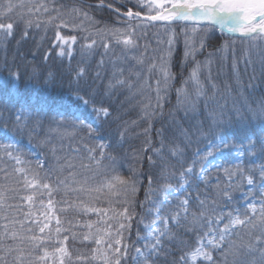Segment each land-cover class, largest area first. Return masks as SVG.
I'll use <instances>...</instances> for the list:
<instances>
[{"label":"snow or ice","instance_id":"obj_1","mask_svg":"<svg viewBox=\"0 0 264 264\" xmlns=\"http://www.w3.org/2000/svg\"><path fill=\"white\" fill-rule=\"evenodd\" d=\"M136 4L146 11L142 13L129 8L120 13L115 9L118 18L114 26L101 28L95 26L98 22L82 8L72 7L65 14L61 11L62 6L55 7L50 0H0V34L5 38L12 37L14 30L21 28L22 36L27 37L28 30L33 27L39 29L42 25H53L57 29L55 39L60 42L59 56H71L72 45L77 42L76 35H61V28L87 33L83 37L86 43L82 45L85 53H91L97 45L103 47L105 55L113 46L120 47L121 56L112 61L113 78L103 92L88 85L87 81L81 84L86 76L85 67L74 70L76 87L69 93L70 103L77 107L81 103L91 105L97 120L108 118L112 111L110 104L105 106V99L111 98L112 90L125 88L129 94L127 100L141 97L138 102L141 118L149 123L146 134L153 118L163 114L164 102L176 80L171 72V57L175 45L182 40L185 63L190 58L193 67L188 77L181 80L180 87L175 88L176 108L187 112L195 109L201 101L206 108L211 104L220 108L219 113L210 110L213 124L207 129H198L201 136L214 135L216 128L231 125V117L223 118L225 105H221L219 99L224 97L219 95L218 99L220 88L214 82L212 66L217 60L221 64L227 63L231 54L235 71L239 62L235 44L239 39L247 45L240 59L250 65L256 56L264 70V0H136ZM4 20L8 22H2ZM157 22H163L161 26L167 36L166 40L157 38L158 45H167L158 58L159 63L155 56L146 57V44L144 53L131 57L141 70L130 72L125 78L124 69L115 67L117 60L127 59L128 52L138 50L141 30ZM177 23H181L179 31L173 27ZM216 29L228 34L231 42H212L208 34ZM208 47L214 50L207 52L203 61L197 60V55ZM146 60L150 62L146 63ZM99 64H104L103 58ZM205 71L207 85L201 78ZM32 75H37L35 67ZM21 76L18 69L9 70L8 75L0 80L2 109L8 113L7 120L0 123V132L7 139L10 133L28 130L31 134L43 130L47 124V134L41 143L51 145L55 164L45 169L44 163L37 161L33 168L14 143H0V264H129V261L132 264H155L162 253L165 259L172 257L168 264H197V261L203 264H264V164L258 167L242 164L218 166L223 179L217 177L211 194L206 193L203 198L197 194L195 206L185 196L172 209H156L151 224H145L146 228H151L149 242L142 248L135 247L127 242L126 235L130 233L131 222L136 216L135 196L140 182L135 178V170L132 176L121 175L115 168L116 158L107 152L109 145L88 146L84 143L96 129L67 108L53 115L51 106L45 110L46 102L39 100L35 104L25 102L16 107L19 102L13 96V88ZM96 76L99 77L100 73L97 72ZM54 79V73L49 71L44 82L47 84ZM225 88L230 90L231 86L225 83ZM246 111L245 116L236 109L235 115L264 128V99L247 104ZM126 131V128L121 131V139ZM53 134L61 141L79 137L78 142L86 154L82 155L79 147L72 148L74 155L58 154L63 145L58 149L52 144ZM158 135L159 147H152L149 138L140 149L141 152L151 149L153 155L162 161L160 175L164 183L153 190V179L148 176L146 200L157 194L167 196L176 191L172 179L179 187L198 185L199 182L207 185L209 177L203 174V169L199 176L189 178V174L194 173L197 163L210 156L213 149L230 147L222 137L220 145H212L208 152L184 166L183 144L175 137L166 144L162 130ZM182 135L188 138L189 134L182 130ZM248 138L247 151L255 156L259 146L260 154L264 155V139ZM165 150L169 157L176 158L181 164L178 173L175 165L165 158ZM138 159L142 163L143 157L138 156ZM147 159L150 164L156 163L152 156ZM9 160L16 165L11 170L6 163ZM245 185L248 191L242 207H232L226 212L218 210L221 202L229 204L233 192ZM69 212L74 214L72 218L67 216ZM80 215H94L96 219L81 222L76 219ZM77 228L86 231L77 232ZM192 234L194 245L188 239ZM70 238L73 242L91 243L90 253L76 250L73 255L67 246ZM137 239H141L139 232ZM165 240L172 248H165ZM130 248L134 249V255H129Z\"/></svg>","mask_w":264,"mask_h":264},{"label":"trees","instance_id":"obj_2","mask_svg":"<svg viewBox=\"0 0 264 264\" xmlns=\"http://www.w3.org/2000/svg\"><path fill=\"white\" fill-rule=\"evenodd\" d=\"M83 1L101 3V0ZM50 2L55 7L62 6L61 11L65 14H67L68 10L72 7L82 8L98 22L95 25L96 27H112L118 18V15L115 13L109 12L104 8L86 5L80 0H50ZM103 3L111 4L120 9L122 7V4L116 2V0H103ZM51 14L54 15L55 13L53 12ZM2 22L6 23L8 21L4 20ZM180 26L181 23L173 25L177 31H179ZM56 31L57 29L53 25H42L39 29L33 27L28 30L27 37L22 36L21 28H16L12 37L5 38L2 34H0V38H2L0 40V76L8 74L9 70L15 71L18 69L22 73L19 81L22 85L29 86L32 84H44V77L49 71H51L54 73L55 79L47 83V86H52L53 90L56 93L58 92V96H63L64 93L69 94L76 87L74 70L83 66L86 68V76L84 80L81 81V84H84V82L87 81L88 85L103 92L109 80L112 79L109 70L99 69V56L103 47L97 45L94 51L91 53H85L82 51V45L86 42L83 37L87 35V33L82 31H73L70 28H61L59 29L61 35H76L77 42L74 49L75 52L71 56L69 62L67 60L57 59L56 50L51 49L54 46ZM210 34L212 36H209V38L214 43H223L225 41H228L229 43L231 42L230 37L226 34H223V36L226 37L224 40L219 39L213 31ZM245 44V42H241L239 39L236 40V56L239 62L235 71L232 67L231 55L229 56L227 63L221 64L220 61L217 60L212 66V76L214 82L217 83L220 88L218 99L219 95H223L224 97V99H219V103L221 105H225L223 109V118L224 120H227L231 117L233 122L239 119V117L235 115L236 109H239L240 113L246 116L247 104H252L253 102L258 103L261 99H264V70L261 68L258 57L253 56V63L250 65H246L244 61L240 59L244 52L241 47L246 46ZM113 48H116V46H113ZM153 48L156 50L155 47ZM213 50L214 49L211 47L207 48V51L201 53L202 55L196 59L203 61L207 56V52ZM154 52L156 53L157 51ZM115 54H117V51L114 52V55ZM46 55L47 59H45ZM121 66V68L124 69L125 78L129 76L130 72L141 70L140 66L137 65L136 62H125V64L122 63ZM33 67L37 69L36 76L32 75ZM192 67L193 62L191 59L186 65H183V42L181 40V42L176 45L175 51L171 57V72L175 75L176 80L173 82L172 88L169 90L167 99L164 102L163 114L153 118L152 126L147 134L145 133V129L149 128V123L141 118L140 103H138L141 100V97L137 96L132 100H127L126 97L129 95L127 89L116 88L112 90L111 98L105 99V106H108L109 104L111 105L112 115L108 118L100 120L99 127L94 134L103 139L106 144L109 145L107 152L116 158L115 168L121 175L125 177L132 176L133 170H135V178L140 182L138 184L139 192L135 196L136 214L139 212L142 197L149 185L147 179L148 176H151L153 179L152 185L157 186L164 183L160 175L162 161L153 155L151 149L147 152L140 151V149L144 147L145 141L149 138H151L152 147H159L160 136L158 135V132L161 130L166 144L173 137L176 138L177 142H181L183 144L185 150L184 166H187V163L193 159L196 152L204 149L209 143L222 134L225 135V138L229 139L228 142L231 145H233V143L236 144V142H242L243 139L248 141V137H251L254 140H260V138L264 137V131L259 123L249 124L247 120H243V122H245L248 127H241V130H234L235 126L226 129L228 126L225 124L221 128H216L214 135L201 136L198 129H207L209 125L213 124L212 118L209 115L210 110H214L219 113L220 108H218L216 104H211L209 108H206L203 101L199 103L194 111L188 110L185 112L182 109L178 110L176 108L175 88L180 87L181 80L188 77ZM97 72H100L99 77L96 76ZM237 76L239 78V84H237ZM206 77L207 72L205 71L201 78L207 85ZM225 83L231 86L230 90L225 88ZM209 94H211L210 88ZM52 113L55 115L56 111H52ZM133 121H136V123L133 124ZM213 127H215V125H213ZM125 128L127 131L125 132L123 139H121L120 133L121 131H124ZM182 130H186L188 132V138H185L182 135ZM245 132H247V136L245 135ZM46 134L47 124L43 130H36L31 132V134L28 130H25L21 133V136H25V143L23 142L21 145V150L24 149L23 147L25 144L29 146L31 144L33 147H30L33 148L37 154H39V158H34L31 156L32 154L26 152L24 149L25 160L30 162L33 168H35L37 161H42L45 165V169L55 164L52 152L50 151L51 145L41 143V141L45 139ZM81 135L86 136V133H81ZM51 139L52 144L56 145L58 149H60L61 144L63 145V150L58 152L60 155H74L72 152L73 147H79L80 151L84 150L83 145L78 142L79 137L75 140L64 139L61 141L55 136V134H53ZM94 139V136L91 138L86 137L84 143L87 145L91 144L94 142ZM256 150L260 153L259 146H257ZM138 156L143 157L142 163L140 159H138ZM148 156L153 157V160L156 162L154 165L149 163L147 159ZM165 158L170 164L175 165V171L177 173L181 170V164L176 158L169 157L167 150H165ZM259 161L261 164H264V155L260 154ZM105 163L109 162L105 161ZM7 165L9 170L13 168L12 163L8 162ZM226 167L228 166L226 165ZM210 174L209 183L207 185L201 183L198 187H196L197 193L194 194L195 196L191 201L193 206H195L197 194H199L201 198H203L206 193L211 194L217 177L219 176L220 179H223V173L218 172V169L212 170ZM237 191L239 190L233 192L234 199L237 197ZM230 207L231 204L226 205L224 207L225 211H228ZM73 215L74 214L71 212L67 213L69 218H72ZM89 217L90 216L86 217L80 215L79 217H76V219L83 222L85 220H89ZM75 230L77 232L86 231V229L80 228ZM188 239L191 245L195 244L194 234L189 235ZM164 244L166 249L172 248V245H170L167 240L164 241ZM67 246L73 251V255H75L76 250L89 254L93 245L89 242H73L70 238L67 242ZM171 259L172 257L165 259L164 254L162 253L160 258L155 260V264H168Z\"/></svg>","mask_w":264,"mask_h":264},{"label":"rangeland","instance_id":"obj_3","mask_svg":"<svg viewBox=\"0 0 264 264\" xmlns=\"http://www.w3.org/2000/svg\"><path fill=\"white\" fill-rule=\"evenodd\" d=\"M116 2H119L120 4L131 8L133 11L137 10V11H141L142 13L144 11H146L145 9H142V8L137 6L136 0H116ZM111 6L116 8L113 5H111ZM116 9L122 10L120 8H116ZM161 25L162 24H153L150 27L142 29L141 34H140V38L138 40V43L140 46L139 49L128 52V58L127 59L117 60L115 67L121 68L122 63L125 64V62H128V63L135 62V60L131 59V57L132 56H139L141 53H143V51L145 52L144 46L146 44L148 45L147 52L145 53L146 57L151 58L152 55H154V56L156 55L155 57H157V59H158V57L162 54L163 50L166 49V47H167L166 44H159V45L157 44V38H159L161 40L167 39V36L165 35L164 29ZM213 32L221 40H224L226 38L223 36V34H226V33H221L218 29H216ZM143 33H146V34H143ZM210 33L211 32H209L208 35L212 36ZM1 39L2 38H0V40ZM59 44H60V42L56 41V39H55L54 40V46L51 49L56 50V58L57 59H63V60H67L69 62L71 59V56L75 52L74 49H75L76 44L72 45L71 56H68V55L59 56L57 54L59 52V47H58ZM153 45H156V46H153ZM246 46L241 47V48L244 50ZM153 47H155L156 50H154ZM175 47H176V45H175ZM175 47H174V51H175ZM65 48H67V46H65ZM208 48H210V47H208ZM236 48L237 47L235 46V49ZM115 51H117V54L114 55ZM154 51H157V52L155 53ZM174 51H173V53H174ZM205 51H207V49ZM100 53L101 54L99 56V62L103 58L104 64L103 65L99 64L100 65L99 69L109 70L110 75L112 76V73L114 71V66H113L112 61L116 60L117 57L121 56V54H122L121 48L120 47L112 48V51H110L108 53V55L104 54V49L102 48ZM183 53H184V46H183ZM236 54H237V51H236ZM200 55H202V54H198L196 58H198ZM230 55L231 54H229V56ZM189 60H190V58L188 59V61ZM147 62H150V60H146V63ZM157 63H159V59L157 60ZM186 64L187 63H185L184 55H183V65H186ZM7 75L8 74L1 75L0 80H2V78L6 77ZM57 94H58V92L56 93L53 90L52 86L49 87L45 83L44 84H32V85L28 86V85H22L21 82L19 81L15 85V87L13 88V96H14L15 100L19 102L16 105V107H19V106L25 104V102L35 104L39 100L42 102H46L45 110H47L48 106H51L52 111H56V112H63L65 110V108H67L70 112L75 113L76 115L85 119L87 123L92 124L93 128L96 129V131H97L99 124H100V120L104 119L103 117H101L99 120H97L95 117V114L92 111V107L90 105L85 106L81 103L79 105V107H77L75 104H71L70 103V96L68 93H64L63 96H58ZM2 104H3V96H2V94H0V123H3L8 118V113L6 111H3ZM195 109H190V110L194 111ZM9 126L11 127V125H9ZM227 126L228 127L226 129H229V128L235 126L234 130L240 129L241 127H248V125L245 122H243V120H240V119H238L237 121H234L231 125H227ZM250 126H253V125H250ZM254 127H255V125H254ZM262 129L264 131V128H262ZM93 136L95 137L94 142H92L91 144H88V146H93L97 143L106 144V142L103 139L99 138L94 133L92 134V137ZM222 137L229 144V142H228L229 139L225 138V135L222 134V135L218 136L214 141L209 143L204 149L196 152L193 159H198V156H201L204 153L208 152L212 145H220ZM261 139H264V137L260 138V140ZM23 142L25 143V136H21V133H15V134L10 133L8 138L6 139L5 136L3 135V133L0 132V143H14L17 146V148L19 149V152L22 153L24 160H25L24 149L26 152L32 154L31 155L32 157L39 158V154H37L36 151L33 148H31V147H33L31 144H30L31 147L29 145L25 144L23 147L24 149L21 150V145L23 144ZM248 143H249V139H248V141L243 139L242 142H238V143L236 142V144L233 143V145L229 144L230 145L229 148H220V150H218V151L213 149L212 154L210 156H208L206 159L201 160L197 163V166L194 170V173L189 174V178H192L193 176H199L201 174L202 169H203V174L210 177L211 171L218 169V166L226 167V165L227 166H230V165L233 166L236 164H242L245 167H249V166L252 167L253 165L258 167L259 165H261V163L259 161L260 153H258V151L256 150L257 154L255 156L251 155L247 151ZM80 152L82 155L86 154L85 149L83 151H80ZM8 162L12 163L13 167H16V165L14 164V161H10V160L6 161V163H8ZM250 164H253V165H250ZM171 182L173 183L174 186L177 187L176 191L167 194V196H165L163 194H157V195L150 197L149 200H146V198H145V192H146V190L149 189V185L147 186V188L144 192V195L142 197V200H141V206H140L139 212L136 214L135 218L131 222L132 223L131 231H130V233H126V235L128 236L127 242L130 245H134L135 247H141L142 248L145 243L149 242L148 238L151 235V228L150 227L146 228L145 224H151V221L155 218L154 213H155L156 209H161V210L172 209L175 207L177 202L180 199H183L185 196H188L190 198V200L192 201L193 197L195 196L194 194L197 193L196 187H198L201 183H203V182H199L198 185L194 183V184L186 186V187H179L177 185L176 180H172ZM159 187H160V185H157V186L151 185V188L153 190L158 189ZM247 191H248L247 185H245L243 188H241L239 191H237V197L235 199L233 198V200L229 203V204H231L230 208L242 207L246 203V201L244 199V195L247 193ZM152 201H154L155 203H152ZM226 205H228V204L221 202L220 208L218 210L225 211L224 207ZM235 205H237V206H235ZM149 209H152V211L150 212ZM89 218H90V220L96 219V217L94 215L90 216ZM141 220H143L144 223H141ZM137 232H139L140 237H141V239H139V240L137 239ZM134 254H135L134 249L130 248L129 255L131 256ZM201 263H203V262L197 261V264H201ZM129 264H132V262L129 261Z\"/></svg>","mask_w":264,"mask_h":264},{"label":"water","instance_id":"obj_4","mask_svg":"<svg viewBox=\"0 0 264 264\" xmlns=\"http://www.w3.org/2000/svg\"><path fill=\"white\" fill-rule=\"evenodd\" d=\"M85 4H87V5H89V6H95V7H102V8H105V9H107V10H109V11H111V12H114V13H116L117 15H118V13L115 11V9L114 8H112V7H109L108 5H104V4H97V3H88V2H84ZM128 10V8H125V11H127ZM120 13H123V12H121L120 11ZM163 22H157V23H155V24H162Z\"/></svg>","mask_w":264,"mask_h":264}]
</instances>
